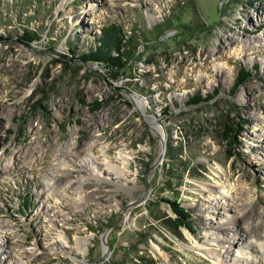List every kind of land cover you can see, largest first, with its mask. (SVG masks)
<instances>
[{
  "label": "rangeland",
  "instance_id": "rangeland-1",
  "mask_svg": "<svg viewBox=\"0 0 264 264\" xmlns=\"http://www.w3.org/2000/svg\"><path fill=\"white\" fill-rule=\"evenodd\" d=\"M109 25L125 38L119 80L81 60ZM263 36L264 0H0V264L261 259L248 238L264 234ZM102 147L115 164L132 153L125 178Z\"/></svg>",
  "mask_w": 264,
  "mask_h": 264
},
{
  "label": "trees",
  "instance_id": "trees-1",
  "mask_svg": "<svg viewBox=\"0 0 264 264\" xmlns=\"http://www.w3.org/2000/svg\"><path fill=\"white\" fill-rule=\"evenodd\" d=\"M25 36L27 38V44H31L34 41L40 40L42 35L34 31H26ZM125 38L122 36V30L115 25L105 26L101 30V35L97 38V45L95 49L82 54L81 60L85 63L104 65L108 70H110L113 80H119L120 74L118 71L126 67L127 63L123 60V50L125 47ZM251 73L246 69H241L236 78V87L242 85L245 81L249 79ZM211 98V96H210ZM213 98V97H212ZM202 100L200 95L196 99L192 100V104H198ZM103 102L98 101L96 103V109L101 108ZM225 125V124H224ZM225 129V127H224ZM236 129L229 127L225 139L236 138ZM172 211L175 214V218L172 221L175 229H181L182 227H187L191 229V214L186 208H184L180 203L176 201L168 200Z\"/></svg>",
  "mask_w": 264,
  "mask_h": 264
},
{
  "label": "bare ground",
  "instance_id": "bare-ground-1",
  "mask_svg": "<svg viewBox=\"0 0 264 264\" xmlns=\"http://www.w3.org/2000/svg\"><path fill=\"white\" fill-rule=\"evenodd\" d=\"M254 41L256 42V40H254ZM249 47L251 49H256V46L255 45H250ZM242 51H243L242 48H237V49H235L234 52H239L240 53ZM262 51H263L262 46L258 47L257 52H262ZM207 58L208 57H206V59ZM255 130H257V129L255 128ZM67 148L68 149L66 151H71L72 152L74 150L73 144H71V143L68 144V147ZM101 151H102V155L104 157V159H103L104 165L108 168V170H113L115 172V175L117 176V178H119V179L125 178L127 176V174H129V172H131V170L129 169V165H130L131 160H132V153L128 152L125 149L119 150L118 153H117V155L115 156V158L117 160V164H115L114 162H112L111 158L107 155L108 153H107V148L106 147H102L101 148ZM87 159L89 160V161L86 162V167L88 168V170L90 172L96 174L98 177H100L101 174H103L102 171L99 170L98 166L95 164V162L93 161V159L91 158V156H88V158H86V160ZM83 160H85V158ZM89 162H90V164H89ZM59 172L60 171H58L57 173H59ZM216 173H217V171H216ZM47 184L49 185V182ZM220 195L223 198V197L228 196L229 195V192L226 191L225 188H222V192L220 193ZM222 231H226V230L225 229H222ZM231 239H232V237H231ZM61 240H63V238H60V241ZM211 240H212L213 244H215V245H217L219 247L221 246V240L222 239L220 237V234H218L215 237V239H211ZM253 243H255V245L259 247L261 259L255 261V260H249V258L246 257L244 259L245 260V263L246 264L247 263L248 264L249 263H251V264H264V234L263 235H256V234L249 235V238H248V246L250 247V245H252ZM199 247H200V250L204 254H206L207 256L212 257L216 262H217V260L221 259V256H222L221 255V252L219 251L218 254H214L212 252L211 248H210L211 246H208L207 244H203V245H200ZM239 253L241 255H243V256H247V252L244 249H240L239 250ZM212 255H214V256H212Z\"/></svg>",
  "mask_w": 264,
  "mask_h": 264
},
{
  "label": "water",
  "instance_id": "water-1",
  "mask_svg": "<svg viewBox=\"0 0 264 264\" xmlns=\"http://www.w3.org/2000/svg\"><path fill=\"white\" fill-rule=\"evenodd\" d=\"M104 261V258H101L97 263L95 264H101Z\"/></svg>",
  "mask_w": 264,
  "mask_h": 264
}]
</instances>
